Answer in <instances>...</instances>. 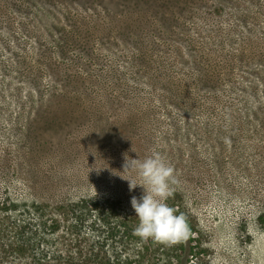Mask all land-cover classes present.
I'll return each mask as SVG.
<instances>
[{
  "label": "rangeland",
  "instance_id": "obj_1",
  "mask_svg": "<svg viewBox=\"0 0 264 264\" xmlns=\"http://www.w3.org/2000/svg\"><path fill=\"white\" fill-rule=\"evenodd\" d=\"M205 64L235 65L232 112L161 105ZM156 151L192 234L147 240L150 263L264 264V0H0V264L28 263L20 228L36 253L72 252L83 201L84 235H107L96 203L137 227L122 165Z\"/></svg>",
  "mask_w": 264,
  "mask_h": 264
},
{
  "label": "trees",
  "instance_id": "obj_2",
  "mask_svg": "<svg viewBox=\"0 0 264 264\" xmlns=\"http://www.w3.org/2000/svg\"><path fill=\"white\" fill-rule=\"evenodd\" d=\"M241 65L243 66H240V69L246 66ZM234 66L230 64L192 65L191 68L198 74L186 76L184 81L172 82V86L177 92L170 95V97H161V105H170L175 109L184 107L208 115H216L219 111L224 110H231L232 112L234 104L229 101V96L233 95L240 85L231 76L235 70ZM155 84L157 82L152 83L151 86ZM188 87H191L193 91L201 89L203 93L194 94L188 90ZM248 89L254 93L253 87H248ZM137 100L144 99L138 98ZM149 101L151 102L150 98ZM257 111L260 112V109H257ZM253 115L256 118V115ZM80 204L81 206L68 207L66 212V215L73 220V223H69L67 226L69 230L66 233L71 237V245L75 247L71 250L72 252H67L68 249L65 250V253H53L48 249L39 250V253L32 251L35 250V243L30 246L28 244L30 241L25 240L27 238L25 235L31 232L30 227L16 229L18 232L17 243H15V245L17 244V251L13 250V252L24 256L29 253L30 257L27 258V264H157L150 263L153 252L147 241L134 235L136 227L133 219L125 213L122 214L109 202L105 205L94 204L92 210L96 212L97 221H92L90 224L93 228L91 229L92 232L97 234L105 232L107 235L103 237L98 235L96 238H91L88 234L84 235L86 234L84 231L85 212H89V209L88 204L84 201ZM101 226L104 227V231H101ZM45 230L46 228L40 229V231ZM191 234L192 229L190 228L188 238Z\"/></svg>",
  "mask_w": 264,
  "mask_h": 264
},
{
  "label": "clouds",
  "instance_id": "obj_3",
  "mask_svg": "<svg viewBox=\"0 0 264 264\" xmlns=\"http://www.w3.org/2000/svg\"><path fill=\"white\" fill-rule=\"evenodd\" d=\"M122 168V174L136 173L140 179V183L127 180L129 191L137 186L144 190L139 199L131 197V206L139 220L134 235L166 245L186 239L190 235L188 218L183 213L177 214V209L167 203L179 183L174 166L156 151L142 160L125 155Z\"/></svg>",
  "mask_w": 264,
  "mask_h": 264
}]
</instances>
